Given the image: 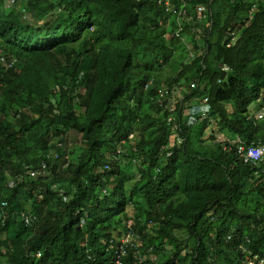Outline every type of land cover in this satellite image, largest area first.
Masks as SVG:
<instances>
[{
    "label": "trees",
    "instance_id": "obj_1",
    "mask_svg": "<svg viewBox=\"0 0 264 264\" xmlns=\"http://www.w3.org/2000/svg\"><path fill=\"white\" fill-rule=\"evenodd\" d=\"M164 1L0 0V264L264 256V0Z\"/></svg>",
    "mask_w": 264,
    "mask_h": 264
},
{
    "label": "built area",
    "instance_id": "obj_2",
    "mask_svg": "<svg viewBox=\"0 0 264 264\" xmlns=\"http://www.w3.org/2000/svg\"><path fill=\"white\" fill-rule=\"evenodd\" d=\"M13 1V0H11ZM175 1V2H173ZM172 3H176L177 5H173ZM164 4L166 6V9L171 10L172 13L176 14L179 18H184L186 16V6H185V0H165ZM194 13L197 18H205L207 16V8L202 5V4H197L194 7ZM178 34V33H177ZM193 86V85H191ZM206 101V100H205ZM167 109L171 112L176 109V104L173 101V98H168V103H167ZM194 108H188L184 107L183 108V114L187 115L190 118V115ZM207 110V107L205 108ZM204 110V111H205ZM202 112L201 117L205 116V112ZM264 115V109L261 110L258 114L257 117L261 118ZM194 120V119H193ZM192 119L190 118L189 122H191ZM168 124H173L171 128V137H176L177 135V130L179 129V122H177V119H175L172 115L168 116ZM131 137V135H130ZM181 138H177V142L181 143ZM238 152H240V155L243 157L244 161H263L264 160V145L262 144H257V145H249V146H243L239 145L238 146ZM42 167H45L43 164ZM106 166L105 168H107ZM35 171H31V174H34ZM12 185V184H11ZM131 233L127 232L125 233L120 239L119 242L117 243H112V247H114L115 251V264H123L122 258L124 257L125 254V247L127 245L133 246V242H131ZM247 259L248 264H264V256L259 257L258 255H254L252 258H249L248 255L245 257ZM245 261V260H244Z\"/></svg>",
    "mask_w": 264,
    "mask_h": 264
},
{
    "label": "clouds",
    "instance_id": "obj_3",
    "mask_svg": "<svg viewBox=\"0 0 264 264\" xmlns=\"http://www.w3.org/2000/svg\"><path fill=\"white\" fill-rule=\"evenodd\" d=\"M193 111H192V113H191V115H190V117H193V119H192V121L191 122H189V120H190V118L188 119V122H189V124H192V123H194L196 120V117H194L193 116ZM258 114V113H257ZM264 116V115H263ZM258 118V117H257ZM262 118V117H261ZM258 119H260V118H258ZM214 128V126L213 125H209L208 126V129L206 130V131H208V133H210V130H212ZM171 135V134H170ZM169 135V138H171V136ZM130 137V136H129ZM131 137H132V135H131ZM174 138H176V141H177V138L178 137H174ZM181 143L183 142V139L181 138ZM181 143H178V144H181ZM168 155H170V152L169 153H167L166 154V156H168ZM58 157V154H56L55 153V156L53 157V158H57ZM31 171H35V173L34 174H31ZM46 169H45V167H42V168H37V169H27V172L25 173V174H28L27 176H29V177H37V176H43V175H45L46 174ZM12 184V185H11ZM15 184V182L13 181V180H9V182H8V186L9 187H12L13 185ZM60 193H61V195H62V197H63V199L65 200L66 199V196L64 195V193H63V190H60ZM28 201H24L25 203L24 204H30L31 203V200L29 199V197H28V199H27ZM5 204H7L6 202H2V205L0 206V207H2V206H4ZM26 207V206H25ZM20 217H21V219L23 220V223L25 224V225H28V224H30V222L32 221V220H34L35 219V216L31 213V211L29 210V209H27V210H24V211H22L21 213H20ZM126 233V232H125ZM125 233H122V234H120V236L118 237V238H116L115 240H113V239H111L110 240V244L109 245H112V243H117V242H119V239L125 234ZM113 249H114V247H113ZM114 255H115V251H114Z\"/></svg>",
    "mask_w": 264,
    "mask_h": 264
},
{
    "label": "rangeland",
    "instance_id": "obj_4",
    "mask_svg": "<svg viewBox=\"0 0 264 264\" xmlns=\"http://www.w3.org/2000/svg\"><path fill=\"white\" fill-rule=\"evenodd\" d=\"M263 117H264V116H263ZM207 133H208V131H205V134H207ZM76 139H77V135H76V133H75V134H74V133H70V134H69V140H70V142H71V144H72V145H70V148L73 147V146H75L74 144L77 143V142H76ZM24 205L26 206L27 209H29V203H28V204L26 203V204H24Z\"/></svg>",
    "mask_w": 264,
    "mask_h": 264
}]
</instances>
